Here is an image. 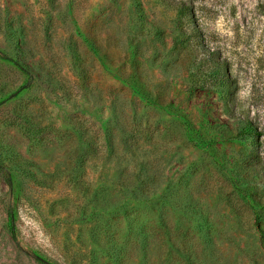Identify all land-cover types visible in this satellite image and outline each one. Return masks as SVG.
I'll return each instance as SVG.
<instances>
[{"label": "rangeland", "instance_id": "1", "mask_svg": "<svg viewBox=\"0 0 264 264\" xmlns=\"http://www.w3.org/2000/svg\"><path fill=\"white\" fill-rule=\"evenodd\" d=\"M125 211L264 264V0H0V264H113Z\"/></svg>", "mask_w": 264, "mask_h": 264}, {"label": "trees", "instance_id": "2", "mask_svg": "<svg viewBox=\"0 0 264 264\" xmlns=\"http://www.w3.org/2000/svg\"><path fill=\"white\" fill-rule=\"evenodd\" d=\"M189 8L186 5H182L179 8V13L183 14L186 13L189 16V21L193 22L192 13H189ZM195 38L197 40L198 47L205 49L204 45L198 38L200 34L197 30H194ZM215 69L220 71L222 66L218 61L213 59ZM224 76V75H223ZM221 82H224L221 79ZM258 136V132H256L255 128L252 127L249 123L244 124V126L240 129L237 133V137H256ZM149 164L140 162L141 170H144L145 166ZM253 166V165H250ZM153 186V183H150ZM122 196L123 201H117L113 203L111 206L119 207V211H123L126 206L127 196L133 197V200L136 201H149L152 197V193H144L143 191L138 190L129 191L125 190ZM146 194V195H145ZM150 194V195H148ZM125 219V228L121 230L120 225H113V223L106 225V229L112 231L113 236L116 235L118 237L117 241L111 244H108V250L104 247V254L111 257V261L113 264H126V261L130 258V249L132 248L133 257L135 261L132 264H168L169 255L171 254L172 247L170 246V231L165 224L166 219L163 214H161L160 219V227L159 230L153 229L154 240H150L149 235L144 231L146 229H135L133 227L134 217H132L131 212L125 211L123 212ZM192 217H196L194 213H192ZM114 226L113 228H111ZM115 226H118L116 229ZM215 229L212 227H207L203 229H197L196 226H193L189 231H184V236L186 238H190L187 240V243L183 245L181 249L176 250L177 255L180 257L181 264H229V259L227 261L222 258L221 251L216 247L214 243L215 238ZM9 233L13 240H15V233H14V224H13V216L9 214ZM201 236L203 240H199ZM136 239V240H135ZM132 240H135L137 243L136 245L131 247L130 243ZM151 241V242H150ZM155 241V243L153 242ZM237 250L244 254L247 251L246 247H236ZM109 252H112L110 254ZM224 259V260H223ZM109 262V261H108Z\"/></svg>", "mask_w": 264, "mask_h": 264}]
</instances>
